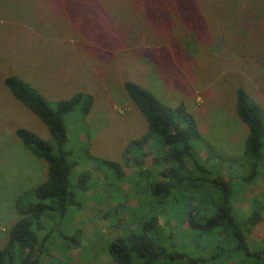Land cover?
I'll return each instance as SVG.
<instances>
[{
	"label": "rangeland",
	"instance_id": "rangeland-1",
	"mask_svg": "<svg viewBox=\"0 0 264 264\" xmlns=\"http://www.w3.org/2000/svg\"><path fill=\"white\" fill-rule=\"evenodd\" d=\"M80 1L89 4L0 0V246L19 218L18 198L47 177V163L35 157L15 131L25 128L49 138L47 126L11 95L3 80L18 77L49 103L78 92L93 97L88 115L73 112L63 120L65 149L76 164L72 177L89 174L87 190L73 180L75 205L63 220L44 214L52 238L40 264H115L102 252L119 232L112 229L119 214L111 215L109 207L139 205L132 194L136 191L139 196L140 189L122 179L134 174L137 167L132 160L140 155H129L127 165L124 151L147 133L146 120L126 94V82L142 86L168 107L183 103L199 133L227 157L243 155L248 134L236 112V90L244 89L264 107V0H252L255 4ZM87 150L94 161L87 158ZM205 155L202 151V158ZM152 158L153 154L144 159V167L158 171ZM105 162L120 167L115 170ZM248 170L247 163L242 169L233 167L230 174L245 176ZM221 175L228 178L225 167ZM231 183L236 213L249 214V200L264 194L263 176L250 184L236 179ZM147 185L142 182L139 188ZM211 197L218 199L215 193ZM30 201L28 196L23 199L25 204ZM79 206L83 208L78 210ZM197 207L206 213L214 210L211 204ZM169 215V230L179 241L177 232H187L188 225H178ZM119 216L125 221L128 213L122 209ZM190 239L176 242L175 248L189 252ZM248 243L253 251L264 250V215Z\"/></svg>",
	"mask_w": 264,
	"mask_h": 264
},
{
	"label": "trees",
	"instance_id": "trees-1",
	"mask_svg": "<svg viewBox=\"0 0 264 264\" xmlns=\"http://www.w3.org/2000/svg\"><path fill=\"white\" fill-rule=\"evenodd\" d=\"M77 1L78 4H89ZM140 1L158 4L164 0H137L133 4H144ZM197 1L174 0V3L199 4ZM211 1L199 0L201 4H210ZM251 1L222 0V3H256ZM3 82L13 97L47 126L49 138L42 139L25 128L15 131L23 145L47 163V177L44 183L24 195L31 200L28 204L23 202V196L18 198L19 218L6 232L0 246V264H40L42 257L48 256L52 238V231L46 229L44 214L56 217L57 222L63 220L68 208L75 205L73 180L82 191L87 190L84 183L89 174L81 172L72 177L76 164L70 161V152L65 149L67 135L63 120L73 112H78L81 117L88 115L93 97L78 92L49 103L36 88L18 77H6ZM124 87L128 98L146 120L147 133L131 141L124 151L127 165L129 155L138 152L140 156L132 160L137 167L134 174L130 178L123 175L122 181L128 179L134 189H140L142 196H138L136 191L132 194L139 199L136 207L129 208L123 204L109 207L111 215L113 212L120 215L125 209L128 217L123 221L118 215L112 229L119 228V232L107 243L106 250L102 248V252L115 264H223L229 261L264 264V250L253 251L248 243L249 234L263 220L264 194L249 200L250 213L243 212L244 215L239 216L233 205L235 198L232 199L231 183L236 179L250 184L259 176L264 178V107L244 89L236 90V112L248 127V134L243 155L233 158L217 152L205 140L199 133L195 118L183 103L168 107L134 82H126ZM202 151L206 153L204 158ZM151 154L158 171L144 167V159ZM86 156L90 160L95 159L88 150ZM247 163V175L230 174L233 167L242 169ZM105 164L115 170L120 167L116 162ZM224 167L229 173L227 179L221 175ZM142 182L148 185L141 190ZM213 193L218 199H212ZM174 194L176 197L172 198ZM198 204H211L214 210L202 212ZM81 208L83 206L77 209ZM169 214H173L178 225H188L187 232H177L179 241L169 230ZM109 215L110 212L106 211L105 217ZM189 238V252L175 248L176 242L179 244Z\"/></svg>",
	"mask_w": 264,
	"mask_h": 264
}]
</instances>
